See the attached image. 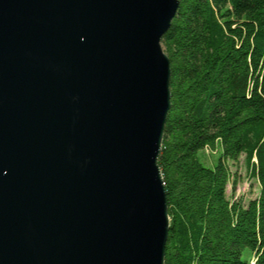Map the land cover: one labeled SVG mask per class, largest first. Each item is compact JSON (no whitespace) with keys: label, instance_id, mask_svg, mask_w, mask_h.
I'll use <instances>...</instances> for the list:
<instances>
[{"label":"water","instance_id":"1","mask_svg":"<svg viewBox=\"0 0 264 264\" xmlns=\"http://www.w3.org/2000/svg\"><path fill=\"white\" fill-rule=\"evenodd\" d=\"M177 7L0 0V264H164Z\"/></svg>","mask_w":264,"mask_h":264},{"label":"trees","instance_id":"2","mask_svg":"<svg viewBox=\"0 0 264 264\" xmlns=\"http://www.w3.org/2000/svg\"><path fill=\"white\" fill-rule=\"evenodd\" d=\"M161 47L170 108L157 164L169 229L164 264H264V0H177ZM220 150L213 168L198 152ZM257 185L243 203L228 161Z\"/></svg>","mask_w":264,"mask_h":264},{"label":"rangeland","instance_id":"3","mask_svg":"<svg viewBox=\"0 0 264 264\" xmlns=\"http://www.w3.org/2000/svg\"><path fill=\"white\" fill-rule=\"evenodd\" d=\"M219 157L220 150L211 151L205 149L198 152L200 163L208 168H213ZM228 166L232 175L231 182L235 181L233 194H231V184L227 186L228 198L237 200L241 199L243 203H247L248 200L256 196L257 185L246 170L244 156L241 155L236 162L228 161Z\"/></svg>","mask_w":264,"mask_h":264}]
</instances>
